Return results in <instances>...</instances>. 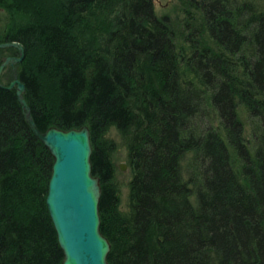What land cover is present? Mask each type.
I'll list each match as a JSON object with an SVG mask.
<instances>
[{
  "label": "trees",
  "instance_id": "1",
  "mask_svg": "<svg viewBox=\"0 0 264 264\" xmlns=\"http://www.w3.org/2000/svg\"><path fill=\"white\" fill-rule=\"evenodd\" d=\"M18 1L0 0V42L23 50L0 78L23 84L39 131L88 128L106 262L264 264V0H180V17L152 0H44L54 18ZM52 160L0 87V264H61Z\"/></svg>",
  "mask_w": 264,
  "mask_h": 264
},
{
  "label": "water",
  "instance_id": "2",
  "mask_svg": "<svg viewBox=\"0 0 264 264\" xmlns=\"http://www.w3.org/2000/svg\"><path fill=\"white\" fill-rule=\"evenodd\" d=\"M3 47L16 48L18 56L4 57L0 62V73L7 64L11 65L23 56L17 42H0V48ZM0 87L14 88L29 130L53 159L44 201L63 254L61 264H108L105 257L109 245L98 230L100 189L98 178L90 173L88 128L61 130L49 127L39 131L23 97V84L13 77L7 84L0 82ZM119 168L123 169L122 166Z\"/></svg>",
  "mask_w": 264,
  "mask_h": 264
},
{
  "label": "rangeland",
  "instance_id": "3",
  "mask_svg": "<svg viewBox=\"0 0 264 264\" xmlns=\"http://www.w3.org/2000/svg\"><path fill=\"white\" fill-rule=\"evenodd\" d=\"M43 1L44 0H19L18 1V5L19 4L20 5H25L26 6L25 9L27 8V6L30 5V6H32V8L34 10L35 9L38 10L39 7L37 6V4H34L35 2H38V3H40L43 6V8H44L43 11L45 12V16L46 17L40 15L39 14L40 13L39 11L36 12V13L39 14L37 16L40 19H42L44 17L45 18H48V15L52 17V15H54V11L52 10V8L46 9L44 7V5L45 4L47 5V3L44 4ZM152 3H153V7H154V12H155V14L157 16H161L163 14L169 15L171 17H175V16L176 17H180L181 16L180 0H152ZM54 17H55V15L53 16V18ZM11 42H13V41H11ZM4 54H5L4 56L3 55H0V58L3 59L4 57H8V56L9 57H12V54L11 53H7V54L4 53ZM7 78H8V76H6V74H4V75L1 76L0 81L2 83H6L7 82ZM50 92H51L50 87L47 88L42 83L41 84V94H43V96H44L45 99L50 100L52 98ZM109 136H111L115 140V143H116V149L112 153L111 158H112L113 165L115 167V181L117 182V184L119 186V189H120V198H121V201L124 202L125 201V197H126V182L128 180V177H129V175H128L129 174L128 173V168H127L126 160H125V149L121 145L120 139L115 135V133H114L113 130H111L109 132ZM119 166H122L123 169H120Z\"/></svg>",
  "mask_w": 264,
  "mask_h": 264
},
{
  "label": "bare ground",
  "instance_id": "4",
  "mask_svg": "<svg viewBox=\"0 0 264 264\" xmlns=\"http://www.w3.org/2000/svg\"><path fill=\"white\" fill-rule=\"evenodd\" d=\"M156 15V14H155ZM174 19V18H173ZM22 47V46H21ZM106 239V238H105Z\"/></svg>",
  "mask_w": 264,
  "mask_h": 264
}]
</instances>
